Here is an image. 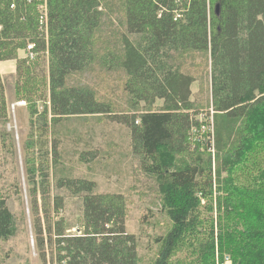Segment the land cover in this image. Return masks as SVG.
I'll return each mask as SVG.
<instances>
[{
    "label": "trees",
    "instance_id": "obj_1",
    "mask_svg": "<svg viewBox=\"0 0 264 264\" xmlns=\"http://www.w3.org/2000/svg\"><path fill=\"white\" fill-rule=\"evenodd\" d=\"M112 1L0 0V62L16 61L15 98L26 103L30 125L41 122V133H51L65 118L113 116L93 89L67 85L69 76L97 60L96 34ZM116 1L126 34L120 38L121 55L108 62L118 63L126 75L132 112L115 118L127 127L142 170L159 180L162 208L172 223L152 264H214L216 240L220 255H229L232 264H264V0H209V8L206 0ZM175 11H184L183 17L174 19ZM128 34L139 38L133 41ZM29 44L32 50L19 58L18 51ZM193 53L210 61L214 136L202 153L189 147L191 134L205 128L191 100L196 78L181 71L179 62ZM40 60L46 62L43 71H37ZM4 94L0 77V132L13 146L5 130ZM156 100L163 101L158 111L150 107ZM32 137L25 143L24 171L38 254L47 245L50 264H138L135 237L125 229V199L93 194L92 181L56 183L57 189L83 195L81 227L68 233L57 218L63 199L50 198L48 162L36 166L29 156L36 145ZM17 232L0 197V240Z\"/></svg>",
    "mask_w": 264,
    "mask_h": 264
},
{
    "label": "rangeland",
    "instance_id": "obj_2",
    "mask_svg": "<svg viewBox=\"0 0 264 264\" xmlns=\"http://www.w3.org/2000/svg\"><path fill=\"white\" fill-rule=\"evenodd\" d=\"M186 1L188 4L191 2ZM206 1L209 5V0ZM123 24L119 2L114 0L105 9L100 29L96 34L97 60L86 70L72 74L67 80L68 86H87L93 89L98 100L110 104L113 116H75L61 119L52 128L51 133L48 129L43 134L40 131L41 122H36L35 119L33 125H30L27 105H15L14 109H11V105L18 101L11 87L15 83L6 84L10 93V105L7 108L8 123L5 130L13 136L15 143L11 146V137H3L0 132V197L5 199L8 209L14 215L18 232L13 238L0 240V264H50L51 260L47 245L42 256L34 245L30 185L24 171V148L31 134L36 145L29 156L36 166H43L45 161L48 162L49 180L52 185L50 198L53 200L54 196L59 195L63 199V207L57 218L63 219L69 229L68 233H76L81 227L83 195L71 194L64 188L57 189L56 183L59 179L92 181L96 186L93 194H117L125 199V229L129 235L135 237L138 264H152L156 261L162 246L161 241L170 231L172 223L162 208L159 180L142 170L139 157L131 151L127 127L118 123V118H115L129 117L132 112L128 103L131 97L124 90L126 75L118 63L110 65L108 62L122 53L120 38L122 34H126ZM127 36L133 41L139 38L135 35ZM179 62L181 71L196 78V82L191 86V100L198 108L194 112L198 113L196 119L201 120L205 128L191 134L189 147L191 151L202 153L204 148H208L209 140H212L213 144L214 136L212 111L208 104L210 61L203 53H193ZM45 69L46 62L40 60L37 71ZM162 104V100H156L150 107L158 111ZM142 106L143 103L135 107L140 109ZM0 130L3 131L2 128ZM197 142H200V146ZM52 145L56 147V154L53 156ZM211 147L209 152L214 174L216 162L214 149ZM39 177L37 174L36 182ZM212 216L217 233L216 213ZM218 263L232 264V261L229 255H220L216 240L214 264Z\"/></svg>",
    "mask_w": 264,
    "mask_h": 264
},
{
    "label": "crops",
    "instance_id": "obj_3",
    "mask_svg": "<svg viewBox=\"0 0 264 264\" xmlns=\"http://www.w3.org/2000/svg\"><path fill=\"white\" fill-rule=\"evenodd\" d=\"M27 56V52L25 50H19L18 51V57L24 58ZM0 77L3 81L4 85V95L6 99L7 108L10 105V100L8 97H10L9 89H6V84L8 82H14L16 80V61L15 60H6L0 62ZM14 89V86H11ZM19 109L21 107H18Z\"/></svg>",
    "mask_w": 264,
    "mask_h": 264
},
{
    "label": "built area",
    "instance_id": "obj_4",
    "mask_svg": "<svg viewBox=\"0 0 264 264\" xmlns=\"http://www.w3.org/2000/svg\"><path fill=\"white\" fill-rule=\"evenodd\" d=\"M175 4L177 5H182L183 3H186L187 5H189L187 3L186 0H174ZM207 7H209L208 3H207ZM183 12L184 11H175L174 12V19H181L183 17ZM46 13L45 11H43V13H41V16H40V24L43 25V23L46 24ZM32 46L31 44L27 45L25 51L28 53L32 50ZM30 58H32V55H30ZM15 105H18V106H26V103L24 101H19L17 102L16 104H12L11 105V109L13 110ZM218 264H227V263H218Z\"/></svg>",
    "mask_w": 264,
    "mask_h": 264
},
{
    "label": "water",
    "instance_id": "obj_5",
    "mask_svg": "<svg viewBox=\"0 0 264 264\" xmlns=\"http://www.w3.org/2000/svg\"><path fill=\"white\" fill-rule=\"evenodd\" d=\"M219 9H220V5L219 4H216L215 5V10H214V12H215L216 15H219Z\"/></svg>",
    "mask_w": 264,
    "mask_h": 264
},
{
    "label": "bare ground",
    "instance_id": "obj_6",
    "mask_svg": "<svg viewBox=\"0 0 264 264\" xmlns=\"http://www.w3.org/2000/svg\"><path fill=\"white\" fill-rule=\"evenodd\" d=\"M179 73V72H178ZM211 79V78H210ZM238 111V110H237ZM196 126V125H195ZM229 138V137H228ZM232 140V139H231ZM215 162V161H214Z\"/></svg>",
    "mask_w": 264,
    "mask_h": 264
}]
</instances>
